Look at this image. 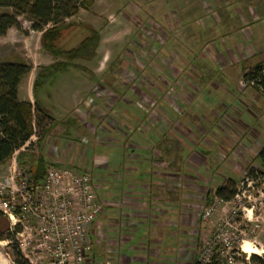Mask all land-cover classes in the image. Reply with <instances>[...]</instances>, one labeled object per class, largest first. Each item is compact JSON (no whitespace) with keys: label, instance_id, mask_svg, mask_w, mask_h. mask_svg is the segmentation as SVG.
<instances>
[{"label":"rangeland","instance_id":"1","mask_svg":"<svg viewBox=\"0 0 264 264\" xmlns=\"http://www.w3.org/2000/svg\"><path fill=\"white\" fill-rule=\"evenodd\" d=\"M92 1L65 21L70 26L57 42L68 50L94 29L99 40L91 57L77 59L34 93L39 69L62 59L42 49L41 34L24 17L18 19L20 31L10 29L0 37V63L32 66L20 81V98L36 99L49 116L40 115V128L21 148L24 161L42 152L47 156L48 150L53 158L64 150L60 155L66 161L71 149L80 147L78 163L49 166L88 172L98 195L111 185L118 190L131 185L130 193L140 197L157 185L167 206H181L186 241L197 257L212 242L226 264H264V175L256 158L264 144V93L244 77L259 63L264 68V0L241 1L233 12L238 18L229 21L223 0ZM249 4L258 15L252 22ZM11 160L0 164V179ZM218 186L236 195L224 201L213 194ZM144 206L134 201L129 210ZM208 209L211 214L204 218ZM160 223H151V238L163 235ZM17 231L0 215V264H13L16 253L23 259ZM99 232L94 236L100 258L92 256V241L85 264H127L118 254L131 256L129 246L143 237L142 231L133 233L129 246L122 243L113 253L117 248L109 246L108 231ZM232 237L239 241L228 250L224 243ZM245 242L257 254L243 253Z\"/></svg>","mask_w":264,"mask_h":264},{"label":"trees","instance_id":"2","mask_svg":"<svg viewBox=\"0 0 264 264\" xmlns=\"http://www.w3.org/2000/svg\"><path fill=\"white\" fill-rule=\"evenodd\" d=\"M92 3V0H0V37L5 36L10 29L20 31L18 19L24 17L31 23V30L41 34L42 49L55 59H62L39 69L32 83V93L56 73L74 67L77 59L91 57L99 40L98 32L94 29L88 28V36L76 47L68 50H60L57 42L62 31L70 26L65 21L75 17L80 9H89ZM31 70L32 66L23 61L0 63V164L6 163L12 159L15 152H18L16 155L18 165L27 170L26 173L37 183L43 181L49 163L41 154L30 156L24 161L26 152L20 150L35 135L36 128H40L43 121L40 115L46 118L49 116L41 109L36 99L31 103L18 98L20 81ZM244 77L248 81L255 82L253 85L264 93V68L260 63ZM69 123L68 120L66 124ZM51 126L50 123L49 127ZM46 129L44 126L41 128L38 144L43 141L41 139ZM256 158L260 166L259 172L264 175V144ZM229 190L218 186L213 194L224 201H229L236 195L234 191ZM251 259L255 257L252 256ZM12 261L13 264H27L19 253L14 255ZM191 264L201 263L195 258ZM207 264H226L217 246L211 251L210 262Z\"/></svg>","mask_w":264,"mask_h":264},{"label":"built area","instance_id":"3","mask_svg":"<svg viewBox=\"0 0 264 264\" xmlns=\"http://www.w3.org/2000/svg\"><path fill=\"white\" fill-rule=\"evenodd\" d=\"M17 153L0 179V214L10 221L12 230H20L17 248L23 259L28 264H85L92 251L90 230L104 208L91 176L49 166L43 181L36 183L18 167ZM210 214L208 209L203 217ZM238 241L232 237L224 245L230 250ZM216 245L209 242L206 254L197 260L209 263Z\"/></svg>","mask_w":264,"mask_h":264},{"label":"crops","instance_id":"4","mask_svg":"<svg viewBox=\"0 0 264 264\" xmlns=\"http://www.w3.org/2000/svg\"><path fill=\"white\" fill-rule=\"evenodd\" d=\"M241 1L250 2L253 0H223V7H225L228 12L227 15L230 17L227 21L232 20L237 17L236 13H233L235 9L240 8L239 3ZM258 0H254L253 3H256ZM238 3V4H237ZM250 5V4H249ZM252 5L248 6L245 9H249V20L257 19V13L254 9L251 8ZM247 14V13H246ZM238 18V17H237ZM228 23V22H227ZM226 24V22H225ZM18 98L21 101H30L29 96L20 98V84L18 86ZM69 120L71 122L72 118H67L64 121V125H67L66 122ZM56 119L52 120V125L56 123ZM63 121L59 123L62 124ZM68 127V126H67ZM59 126L56 127V129ZM58 130V129H57ZM67 130V129H66ZM67 132V131H65ZM61 138L64 137L63 128H59V135ZM55 143V142H53ZM58 145L60 144L57 142ZM56 144V143H55ZM115 146V145H114ZM73 147L72 153L67 157L65 161L64 155L63 157L60 155L64 150H61V153H57L54 155L55 158L51 157V152L48 150L47 156L43 154V157L46 159L48 163H78L77 153L81 151V149ZM118 148V147H117ZM64 149V148H62ZM70 149V146L67 147V150ZM119 149V148H118ZM113 150V149H112ZM117 150V149H116ZM73 154V155H72ZM72 155V156H71ZM61 156V157H59ZM59 157V158H58ZM114 162V159H112ZM88 163V162H84ZM115 167L120 166V163H115ZM124 165V164H123ZM101 174V173H100ZM136 177H130L129 179L136 180ZM140 181L141 183L143 182ZM124 184V183H123ZM123 184L121 186H123ZM140 185V183H136ZM136 187H134L135 189ZM157 185L152 188L153 191H148L146 195L141 194L135 195L134 193H130V190L133 189L131 185H127L124 190L119 188L118 185H111L108 191L101 192V194H97L100 202L104 205L101 216L98 218L97 222L93 225L94 228L90 230L93 247L94 250L92 252L93 258L97 261L100 258V253H96V239H95V231H100V233L107 232L110 233L106 235V237L110 238L108 243L109 246H115L117 249L113 251V253L119 252V248H122V243H125V246H129V244L133 241L132 235L135 232L140 233L142 231L143 237H146V242L140 240L139 243L133 247L129 246V251H132L133 254L131 256L119 255L120 262H126L127 264H191L192 261L195 260L196 253L193 250L192 246H189L186 239L187 232L183 229V223L180 219L182 216V208L181 206L174 205L173 207H169L164 203V194L160 193ZM113 189V190H112ZM139 190V188H138ZM137 190V191H138ZM100 191V190H99ZM156 191V192H155ZM158 194H160L158 196ZM143 195V196H142ZM117 196V197H116ZM116 197V198H115ZM136 204H140L144 207H138L135 210H129V206L132 202ZM155 210L158 212L156 213ZM120 213V219L117 217ZM155 212V213H154ZM178 217L174 221L171 220L172 217ZM169 217L170 221L166 218ZM161 229L163 230V235L160 238L150 237V227L151 223L159 221ZM151 225V226H150ZM109 228V229H108ZM144 229V233L143 230ZM138 230V231H137ZM103 236V235H102ZM154 242V243H153ZM154 246V247H153Z\"/></svg>","mask_w":264,"mask_h":264},{"label":"bare ground","instance_id":"5","mask_svg":"<svg viewBox=\"0 0 264 264\" xmlns=\"http://www.w3.org/2000/svg\"><path fill=\"white\" fill-rule=\"evenodd\" d=\"M241 251L245 254H257V249L254 248L250 243L245 242L241 246Z\"/></svg>","mask_w":264,"mask_h":264}]
</instances>
